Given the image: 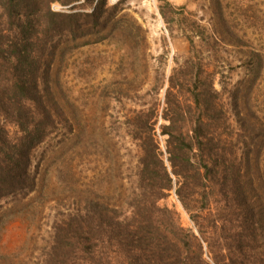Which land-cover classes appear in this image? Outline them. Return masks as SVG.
I'll return each mask as SVG.
<instances>
[{
	"label": "rangeland",
	"instance_id": "374dc122",
	"mask_svg": "<svg viewBox=\"0 0 264 264\" xmlns=\"http://www.w3.org/2000/svg\"><path fill=\"white\" fill-rule=\"evenodd\" d=\"M83 3L52 7L75 15L74 33L47 47L40 73L55 131L32 154L33 189L0 199V264H43L75 216L105 208L131 216L141 195L157 193L164 172L152 166L141 177V138L153 128L174 184L160 207L175 231L195 235L208 262L211 251L226 254L225 243L264 252V153L247 161L241 148L235 187L224 179L234 174L211 172L196 189L172 175L162 135L165 109L181 103L196 117L194 95L212 81L229 105L235 144L264 147V0H105L101 27ZM243 123L252 124L247 136ZM199 244L185 246L196 263Z\"/></svg>",
	"mask_w": 264,
	"mask_h": 264
},
{
	"label": "trees",
	"instance_id": "16d2710c",
	"mask_svg": "<svg viewBox=\"0 0 264 264\" xmlns=\"http://www.w3.org/2000/svg\"><path fill=\"white\" fill-rule=\"evenodd\" d=\"M81 2L92 5L88 17H94L101 27L105 0H0V199L34 187L32 154L55 131L54 118L39 90L43 60L48 46L62 35H72L75 29L74 14L57 12L52 7L59 4L73 11ZM250 86L253 88L255 82ZM198 90L193 99L198 109L196 117L187 114L181 103L165 109L164 120L170 124L164 126L162 135L168 137L171 172L179 180L190 181L196 189L207 187L204 173L234 174L235 178L224 176L226 182L232 179L227 186L231 189L244 173L240 167L241 148H245L247 161L255 156L258 161L264 147L260 144L251 150L250 146L235 144L229 105L215 82H204ZM255 120L261 122L257 117ZM147 122L145 119L146 126ZM187 122L189 127L181 126ZM10 125L18 128L20 137H12ZM248 126L242 124L246 136L252 128ZM151 132L155 128L141 138V177L150 174L152 166L158 167L164 172V186L158 187L155 194L141 195V206L131 216L110 208L97 210L87 218L75 216L73 222L59 229L55 246L43 264H264V252L257 245L251 248L249 242L246 244L251 251L225 243L226 254L218 258L211 251L213 260L208 262L195 235L175 231L171 212L160 207V201L174 189L173 179L156 135ZM225 181L221 186H226ZM253 240L258 243L256 238ZM194 241L200 245L197 263L193 252L185 247Z\"/></svg>",
	"mask_w": 264,
	"mask_h": 264
}]
</instances>
